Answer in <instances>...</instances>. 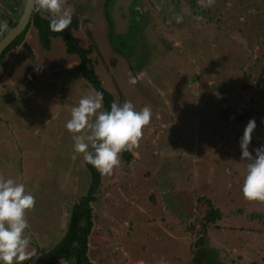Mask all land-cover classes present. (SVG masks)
I'll list each match as a JSON object with an SVG mask.
<instances>
[{"label": "rangeland", "instance_id": "rangeland-1", "mask_svg": "<svg viewBox=\"0 0 264 264\" xmlns=\"http://www.w3.org/2000/svg\"><path fill=\"white\" fill-rule=\"evenodd\" d=\"M115 1L64 3L78 14L73 33L91 47L103 88L115 102L153 112L132 159L121 153L111 175L97 170L89 260L195 264L200 256V264H264V202L243 196L247 162L240 148L253 118V156L264 143V1L129 0L130 26L122 34L105 15ZM24 2L0 0L8 29ZM24 38L33 60L21 45L0 59V175L35 197L26 235L39 257L61 243L88 193L91 173L65 124L71 107L95 89L62 38L45 46L33 26ZM207 199L221 217L204 224Z\"/></svg>", "mask_w": 264, "mask_h": 264}, {"label": "clouds", "instance_id": "clouds-1", "mask_svg": "<svg viewBox=\"0 0 264 264\" xmlns=\"http://www.w3.org/2000/svg\"><path fill=\"white\" fill-rule=\"evenodd\" d=\"M33 2L39 10L49 13L51 31H63L71 24L73 12L64 7L65 0ZM212 3L214 0H209V4ZM176 19L177 23L182 21V17ZM7 29V21H0V32ZM40 67L37 63L36 70L39 71ZM129 76V83L136 84V77ZM102 109L103 94L96 91L86 93L77 105L71 107L65 127L73 134L74 151L83 154L84 161L102 175H111L120 165V154L139 146L153 112L147 105L136 110L130 100L122 104L114 101L110 111ZM255 128V119H250L240 138L241 160L247 162L241 191L246 200L264 202V145L254 149V156L249 151ZM35 204L34 195L26 191L24 183L0 175V264H23L38 257L35 251H29L31 237L26 235V230L30 229L26 213Z\"/></svg>", "mask_w": 264, "mask_h": 264}, {"label": "trees", "instance_id": "trees-1", "mask_svg": "<svg viewBox=\"0 0 264 264\" xmlns=\"http://www.w3.org/2000/svg\"><path fill=\"white\" fill-rule=\"evenodd\" d=\"M111 6L112 3L109 6V11L111 9ZM11 8L13 7H10V9ZM105 15H108L107 18L113 28V21L110 14L105 13ZM48 17L41 16L38 12H35L31 16L30 23L26 26V28L2 52L0 59L4 57L6 51H8L10 48L18 46L23 41L26 32L31 26L36 29L39 39H41L45 46L50 45L52 38L60 37L64 42L65 51L68 54L75 55L78 58V70H80L82 75L87 79V81L95 89L96 92H100L103 94L102 110L110 111L111 104L115 100L112 98L109 92H107L103 88L98 75L94 72V62L89 56L92 52V49L91 47H83L80 44V38L75 36L73 33V30L76 29L79 24L78 14L74 13L72 16L71 24L65 30L60 32H53L50 30ZM8 22L11 27L16 23V21L11 20H9ZM3 34L4 31L0 32V36H2ZM120 104H122V102H120ZM256 145L260 147L261 145H264V143H257ZM122 158L125 161L129 162L132 159L131 152H122ZM86 164L88 170L91 173V182L88 188V193L83 198V201H80L74 211L71 213L70 222L61 243L56 245L52 250H49L46 255L36 258L33 257L30 260L24 261L23 264H58L59 260L61 259H74V262L76 261L77 264H90L86 253L88 248V236L93 227L92 207L90 206V203L95 199L94 193L98 189L100 183V175L95 167H93L91 164ZM208 202L209 208L203 218L204 224H207V222H215L216 219H219L221 217L220 210L213 207L211 201ZM255 216L259 217L258 214H256ZM73 254L77 255L75 256ZM206 254L207 253H205V255ZM193 261L195 264H200V256H195L193 258Z\"/></svg>", "mask_w": 264, "mask_h": 264}, {"label": "water", "instance_id": "water-1", "mask_svg": "<svg viewBox=\"0 0 264 264\" xmlns=\"http://www.w3.org/2000/svg\"><path fill=\"white\" fill-rule=\"evenodd\" d=\"M129 0H116L113 4L111 18L113 21V28L116 34L127 32L130 26V14L128 11ZM36 12L33 0H25L22 12L18 17L14 26L10 27L0 38V56L5 48L26 28L30 23L31 16ZM21 47L27 53V57L32 60L35 58L33 50L26 41L21 43ZM74 261L73 259H71ZM61 259L58 264H70L72 261ZM75 263V262H74Z\"/></svg>", "mask_w": 264, "mask_h": 264}, {"label": "flooded vegetation", "instance_id": "flooded-vegetation-1", "mask_svg": "<svg viewBox=\"0 0 264 264\" xmlns=\"http://www.w3.org/2000/svg\"><path fill=\"white\" fill-rule=\"evenodd\" d=\"M131 5H132V2H130L129 1V6H128V11H129V14L131 13ZM134 7V6H133ZM136 7V6H135ZM139 9H140V11H141V13H143V7L142 6H139ZM37 12V11H36ZM25 39V38H24ZM23 39V40H24ZM88 249V248H87ZM87 253V252H86ZM73 255H77V254H73ZM88 256V255H87ZM74 257V256H73ZM88 260H89V257H88ZM89 262H90V264H94V263H92L90 260H89ZM75 263H76V261H75ZM74 264V263H73ZM77 264V263H76Z\"/></svg>", "mask_w": 264, "mask_h": 264}, {"label": "crops", "instance_id": "crops-1", "mask_svg": "<svg viewBox=\"0 0 264 264\" xmlns=\"http://www.w3.org/2000/svg\"><path fill=\"white\" fill-rule=\"evenodd\" d=\"M23 41H24V40H23ZM23 41H22V42H23ZM19 45H21V43H20ZM134 155H135V154H134ZM132 156H133V155H132Z\"/></svg>", "mask_w": 264, "mask_h": 264}]
</instances>
